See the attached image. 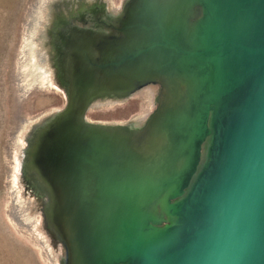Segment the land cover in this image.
I'll return each mask as SVG.
<instances>
[{
	"label": "water",
	"instance_id": "95a60500",
	"mask_svg": "<svg viewBox=\"0 0 264 264\" xmlns=\"http://www.w3.org/2000/svg\"><path fill=\"white\" fill-rule=\"evenodd\" d=\"M91 19L57 36L67 108L28 152L68 263L264 264V0H131L110 36ZM149 85L143 127L85 120Z\"/></svg>",
	"mask_w": 264,
	"mask_h": 264
},
{
	"label": "rangeland",
	"instance_id": "374dc122",
	"mask_svg": "<svg viewBox=\"0 0 264 264\" xmlns=\"http://www.w3.org/2000/svg\"><path fill=\"white\" fill-rule=\"evenodd\" d=\"M130 1L100 0L93 5L90 22L96 25V19L102 18L109 25L106 30L112 32L110 26H116ZM43 2L0 0V264H69L66 244L43 209L44 202L49 201L41 189L45 184L29 174L28 152L34 128L65 110L68 103L60 67L55 85L45 81L36 84L49 67L37 64L44 53L37 47L39 37L34 32L37 10ZM159 96L160 91L154 97L145 87L124 100L101 98L87 107L84 118L102 126L143 127L157 110ZM19 153V179L29 183L26 191L19 189L22 184L16 176ZM31 203L37 207L32 216L34 226L25 221L24 209Z\"/></svg>",
	"mask_w": 264,
	"mask_h": 264
},
{
	"label": "bare ground",
	"instance_id": "6f19581e",
	"mask_svg": "<svg viewBox=\"0 0 264 264\" xmlns=\"http://www.w3.org/2000/svg\"><path fill=\"white\" fill-rule=\"evenodd\" d=\"M100 0H44L40 8L37 10V18L38 22L35 28L36 33H38V48L42 51H46L47 55H49V58L46 60L55 61L54 57L56 54V58L58 55L57 60L61 58V47L59 38L57 36H62V34L74 36V35H81L83 31L81 30H72L71 28L73 26H79L83 27L85 24L84 22L88 21L90 18L93 17V14H91V11L94 8V4H99ZM96 9H98L96 7ZM42 17V18H41ZM40 19V20H39ZM77 31V32H75ZM67 32V33H66ZM66 38V36H65ZM69 55V54H68ZM69 57V56H68ZM72 57V56H71ZM40 59V58H39ZM77 59V58H76ZM40 61V60H39ZM42 61V58H41ZM57 67L62 68L63 64H51ZM52 67V68H53ZM53 73L55 75L58 74V69L53 68ZM146 88L150 89L152 92V96L156 97L157 93L160 91L159 86L157 85H149ZM23 150V149H22ZM24 153V151H21ZM22 156L19 153L18 156V170L16 173V176L18 178V182H20L22 185H19V189L22 191L28 190L26 186H28L29 183H24L19 179V171L21 163ZM29 188V187H28ZM18 193H21L18 191ZM23 195V193H22ZM28 197H31L30 194H28ZM25 197V196H24ZM34 198V197H33ZM35 203H31L27 206L24 211H26V218L25 221L29 225H33V210H36L37 207H34ZM33 206V207H32ZM37 206V204H36ZM30 211V212H29ZM19 214L22 213L21 210L18 212ZM49 242V240H47ZM51 244V241L49 242ZM52 246V245H51ZM55 252L58 254V251L55 250ZM59 256V255H58Z\"/></svg>",
	"mask_w": 264,
	"mask_h": 264
},
{
	"label": "flooded vegetation",
	"instance_id": "af4514ba",
	"mask_svg": "<svg viewBox=\"0 0 264 264\" xmlns=\"http://www.w3.org/2000/svg\"><path fill=\"white\" fill-rule=\"evenodd\" d=\"M97 1V0H96ZM99 1V0H98ZM98 8V7H97ZM81 31H85L84 33H87L88 34V29H85V30H81ZM75 32H77V31H75ZM82 32V33H83ZM102 33H105L104 35H111V33L112 32H109L108 30H103V32ZM84 34H81L80 36L79 35H74L73 37H72V41L75 43L74 45L76 46V45H79V44H82L83 43V38H84V36H83ZM85 39V38H84ZM85 42H87V40L85 41ZM42 51V50H41ZM44 54H43V56H42V61H41V59H39L38 61V63L37 64H49V67L47 66V72H43L44 74V77L42 78V76L40 75L39 77L40 78H42L43 80L41 81V79L40 78H37V81H36V84H41L42 82H46V84L47 85H49V83H52V84H54L55 85V82H56V75L53 73V68H58L57 66H54L53 67V65H51V64H57V62H58V60H57V58H58V55H57V58H56V54H55V57H54V60L55 61H51L50 59L49 60H46V58L48 59L49 58V55H47L46 53V51H42ZM45 56V57H44ZM77 56V55H76ZM75 56V57H76ZM77 62V61H76ZM78 63V62H77ZM60 65V64H59ZM53 67V68H52ZM38 75V74H37ZM34 78V77H33ZM33 80V79H32ZM35 84V83H34ZM23 149V147L21 148V150Z\"/></svg>",
	"mask_w": 264,
	"mask_h": 264
}]
</instances>
